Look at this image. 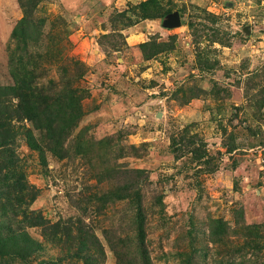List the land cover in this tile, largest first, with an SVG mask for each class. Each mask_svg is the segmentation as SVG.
Masks as SVG:
<instances>
[{
	"label": "rangeland",
	"instance_id": "374dc122",
	"mask_svg": "<svg viewBox=\"0 0 264 264\" xmlns=\"http://www.w3.org/2000/svg\"><path fill=\"white\" fill-rule=\"evenodd\" d=\"M26 4L43 22L34 49L51 50L47 74L74 57L87 95L45 162L23 133L33 125L15 120L17 155L40 190L31 208L52 224L81 219L104 264H140L136 201L116 196L136 180L152 264H264V0H0L2 86L15 81ZM254 225L259 249L244 244ZM29 231L44 249L7 264L73 263L40 227Z\"/></svg>",
	"mask_w": 264,
	"mask_h": 264
},
{
	"label": "trees",
	"instance_id": "16d2710c",
	"mask_svg": "<svg viewBox=\"0 0 264 264\" xmlns=\"http://www.w3.org/2000/svg\"><path fill=\"white\" fill-rule=\"evenodd\" d=\"M34 13V7L26 4L24 16L13 31L16 49L12 57H17L12 70L14 84L0 85V264H7L11 258L29 262L33 255L44 249L43 241L30 233L32 227H40L44 238L59 244L65 251L64 258L74 260L72 264H104L105 250L100 239L81 219L77 222L60 219L52 224L41 212L31 208L40 190L28 183L17 155L15 120H26L33 125L34 129L28 126L23 133L28 145L37 149L45 162V147L56 150L55 146L62 145L71 135L84 113L81 102L87 96L79 84L85 66L74 57L61 58L58 78L47 74L45 63L51 50L48 46L43 50L34 49L43 35V22L37 20ZM191 151L198 158L207 155L202 147ZM135 171L139 178L143 177V169ZM119 190L118 198L133 197L136 201L139 261L140 264H152L146 249L141 189L134 180ZM242 227L249 233H256L253 242L245 241V246L259 249L262 246L258 240L261 229L255 225ZM116 252L119 258L124 254ZM39 264L57 263L44 260Z\"/></svg>",
	"mask_w": 264,
	"mask_h": 264
},
{
	"label": "water",
	"instance_id": "95a60500",
	"mask_svg": "<svg viewBox=\"0 0 264 264\" xmlns=\"http://www.w3.org/2000/svg\"><path fill=\"white\" fill-rule=\"evenodd\" d=\"M169 23L172 27L179 26L181 24V17L179 12H175L171 14Z\"/></svg>",
	"mask_w": 264,
	"mask_h": 264
}]
</instances>
